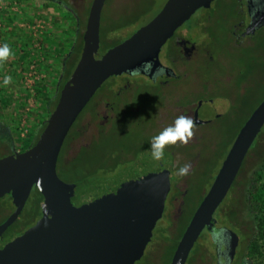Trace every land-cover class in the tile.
I'll use <instances>...</instances> for the list:
<instances>
[{
    "label": "rangeland",
    "instance_id": "rangeland-1",
    "mask_svg": "<svg viewBox=\"0 0 264 264\" xmlns=\"http://www.w3.org/2000/svg\"><path fill=\"white\" fill-rule=\"evenodd\" d=\"M87 1L82 0L80 4L87 3ZM165 3L166 0H158L151 15L143 19L135 28L120 32L119 37L115 38L117 41L113 42L118 43V40L122 41L130 37L132 33L146 25ZM219 3L221 6H226L227 0H215L213 3L214 7L217 4L219 5ZM233 4L232 2L229 8H233ZM124 5L125 2L119 3L118 1H113L109 6L110 10H108L111 13H118L123 10L122 6ZM3 14L7 16L11 30H8V25L0 20V45L8 44L12 48L14 43L8 41L7 36H4L9 33L11 38L19 35L22 36L23 34L30 37V40L23 42V44L29 43L28 52H30L28 69L25 74L22 72L20 64L12 52L9 58L0 62V88L4 87L6 90H12L16 94V97H18L20 104H23L24 101L27 103L26 110L17 113L13 120L5 116L6 109L0 105L1 124L11 125L14 132L17 131L19 133L20 139L15 146V149L19 151L21 146L26 144L33 136L35 127L45 117L44 114H42L44 117L37 114L42 108L38 100L39 86L49 79V73L44 70L46 65H48L46 53L50 52L51 46L44 41L43 37H54V40H58L60 43L61 40L62 42L66 40V43L70 46L78 36V29L71 11L60 6L55 1L0 0V16ZM204 14L205 12L201 10L192 16L188 21V25L180 27L173 36L175 39L168 42L160 51L161 58L167 57L169 62L170 58L175 62L179 61L180 65L178 64L176 69L178 75L180 74V78L172 83L165 82L164 85L147 94L143 93L140 95L138 93V97L134 101L132 97H135L136 93L128 97L127 102H130L133 108L129 111L130 113L134 110L135 114H137V107H141L148 112L149 116H143L140 121L135 122L134 119L137 118L135 115L128 122L117 111V117H121L125 123L123 127H127V123L132 124V121L134 124L129 127L130 132L125 130V134L117 136L118 145L115 146L117 151L121 149L127 150L128 153L121 157L120 162L123 165L130 166L151 153L150 142L152 137L159 134L165 127L171 126L177 117L183 115L192 120L198 117L200 120L210 122L216 116L215 114L221 115L227 108V102L217 101L213 105H210L212 110L207 106H203L196 112L192 105L184 106V104L191 103V100L197 96L195 92L188 94L184 98L180 94L181 91L184 94L189 91V86H191V88L201 91L198 94H201L202 97L226 95L228 92L230 99L227 111L222 119V126L220 127L221 137L218 135L219 131L217 133L213 126L209 125L208 128L193 129V136L186 144L177 142L176 145L167 146L165 149V152L171 155L174 160V172L176 174L173 185L175 189L172 192L170 189L168 193L170 194L168 199L170 204H168L167 226L173 222L182 224L192 212L195 203L200 200L201 193L203 194L208 188L202 179L207 175V167L210 166L215 153L219 151V145L223 139L231 138L233 131L248 117L264 95V29L257 32V35L249 38L245 45L240 48L222 46L221 49L214 50L213 47L215 46L212 44L210 37L203 38L200 36L199 39L196 37V46L191 50V47L187 46L188 43L186 44L185 38H187L188 34L191 35L193 30L188 31L187 26L191 25L194 27L196 21ZM38 21L48 24L42 30L44 34L40 40L41 49L33 46L31 33L21 26L22 23L34 24ZM213 25L216 26V23ZM64 30H66L65 33L63 32ZM60 36L64 39H61ZM11 48L10 50H12ZM103 52L104 49H102ZM51 60L53 59L50 58ZM33 63H35L38 74L44 75V79L36 82V84L34 83L33 91H30L25 86L24 78L27 72L30 71V65ZM5 76L11 78L7 85L3 84ZM198 76L205 82L204 86L210 85L205 91H202L205 88H203L202 81L198 79ZM219 79L222 80L220 84H218ZM95 107L90 105L84 110L80 119L76 121L72 131L69 132L65 139L59 155V161L57 162V173L62 179H68L71 170L74 171H72L73 175L76 168L82 170L85 168L88 171L94 170L97 171V179L98 177H103V172L98 171L99 163L105 162L104 156H107L109 151L112 152L111 144L108 145L109 139L105 136L116 125L121 124L122 121L101 117L98 109ZM182 110L184 111L182 112ZM22 126H24V130H27L25 137H21L20 135V128ZM9 154L10 151H1L0 158ZM186 163L191 164L189 174L184 177L178 176V168ZM112 180L116 179H111L110 183L113 182ZM36 188L39 190L38 186ZM160 225L161 220L154 230L155 239L153 243L157 241L156 237L157 232L160 230ZM222 225L221 222L218 224L219 227H222ZM158 236L159 239H162L159 234ZM210 238L211 235L207 234L200 240L199 245H202L200 247H203V251L208 252L207 259L212 264L213 257L211 252L212 246L209 244ZM170 252V245L168 243H159L154 250L149 249L143 258L141 256L135 263L168 264ZM191 256L192 253L190 258ZM197 264H205V259L203 257L198 258Z\"/></svg>",
    "mask_w": 264,
    "mask_h": 264
},
{
    "label": "water",
    "instance_id": "water-1",
    "mask_svg": "<svg viewBox=\"0 0 264 264\" xmlns=\"http://www.w3.org/2000/svg\"><path fill=\"white\" fill-rule=\"evenodd\" d=\"M106 0H93L90 7L83 49L70 78L60 91L54 111L34 146L22 153L0 159V199L11 195L16 211L0 226L7 227L22 212L34 185L47 196V211L58 206L57 193L66 199L75 193V186L62 182L57 175V162L71 128L96 92L111 78L151 65L160 66V51L180 27L198 11L210 8L215 0H167L158 14L123 43L100 53L101 13ZM193 26H187L192 30ZM264 127V100L244 123L202 202L193 214L170 264H187L189 256L205 229L230 192L239 171L259 133ZM132 176L122 174L98 191L91 201L64 213H55L39 220L22 237L0 249V264L20 261L14 255L26 253V262L41 258L43 253L68 244L75 246L79 238L106 234L103 261L108 263L116 243L129 250L134 264L146 246L155 239L154 230L160 221L171 182L169 170ZM51 186V187H50ZM51 189V190H49ZM151 203L146 207L147 199ZM228 262L236 254L238 235L225 230ZM64 248V249H63ZM32 255V257H28Z\"/></svg>",
    "mask_w": 264,
    "mask_h": 264
},
{
    "label": "trees",
    "instance_id": "trees-1",
    "mask_svg": "<svg viewBox=\"0 0 264 264\" xmlns=\"http://www.w3.org/2000/svg\"><path fill=\"white\" fill-rule=\"evenodd\" d=\"M47 1H51V2L55 1L60 6H64L69 11H71L72 16L76 20L78 36L76 40L73 42V44L70 46H68L66 40H64L63 42L61 40L60 43V41L58 40L55 41L54 37L51 36L43 37L44 41L51 46L50 52L46 53L48 58L47 59L48 65H46L44 70L47 73H49L48 74L49 79H47L45 83L39 86L40 88L38 89V93H39L38 100L42 108L41 111L37 112V114L38 116L41 115L42 117L44 116L45 117L42 118L43 120L39 122L38 126L35 127V133L33 134V136L28 140L26 144L21 146L19 151L15 149L16 143H18L20 139L19 133H17V131L14 132V130L11 128V125H4L1 124L0 122V152L4 150H6L7 152L10 151L9 155L18 152L19 153L25 152L26 150H28L29 148L35 145V143L39 139L41 132L44 130L46 126L49 116L54 111L59 99L60 91L67 82V80L70 78L73 70L75 69L83 49V36L86 30L87 18L93 0H88L87 3H82V4H80V1L82 0H47ZM113 1H118L119 3L125 2V5L122 6L123 10L119 11L118 13H111V11H109L110 10L109 6ZM157 1L158 0H106L101 13L100 53H102V49H104V52H106L110 48H113L123 43L128 38H130L137 30L134 33H132L130 37L122 41L118 40V43L113 42V41H117V39L115 38L119 37L120 32L135 28L143 19L151 15L155 5L157 4ZM157 14L158 13H156V15ZM154 17H152V19ZM152 19H150V21ZM214 22H215V17L213 16V24ZM213 24L208 25V27L203 30L205 32L212 33L211 41L212 44L215 46L213 47L214 50L218 48L221 49L223 45L227 48H229L230 46L235 48V46L232 44L227 45L225 43H222V41L220 40L221 37H219V35L221 34V36H223V32L220 31V34L213 33V31H215ZM195 27L197 28L196 24L194 25L192 30ZM63 32L65 33L66 30H64ZM61 39L64 38L61 37ZM59 44H61L60 47ZM11 49H12L11 52L14 53L15 58H17V61L20 64V68L22 72L25 74L26 70L28 69V60L30 58V52H28L29 43L26 44L14 43ZM50 58H52L53 60L50 61ZM116 78L117 77H113L108 82H106L100 88V92L105 91V93L107 92L108 94L115 95L113 94V91L110 90V88H113V86L115 85ZM204 85L205 82L202 81V86ZM209 86H204L203 88L205 89L202 91H205L206 88ZM190 90L186 92V95L190 92ZM100 92L98 91V94ZM214 97H224L230 99L227 92L226 95L209 96L207 98L198 97L196 100L210 99ZM263 100H264V95L259 100L258 104L252 109L248 117L240 125H238V127L233 131V133L231 134V138L223 139L222 143L219 145V151L215 153L213 160L210 163V166L207 167V175H205V177L202 179L207 184L208 188L206 189V191H204L203 194L201 193L200 200L197 203H195L194 209L187 216L186 220L182 224L179 223L177 224L173 222L172 224L168 225L165 228L163 227L162 223L159 226L160 230L159 232H157V237H156L157 241L154 242V244L155 246H158L159 243L165 244L166 242L170 245L171 252H170V259L168 261V264H170L174 252L176 250V247L186 227L188 226L191 217L193 216L199 204L202 202L203 198L205 197L209 187L211 186L213 179L215 178V175L217 174L223 160L228 154V151L234 139L236 138L238 132L240 131L244 123L247 121V119L250 117V115L254 112V110L259 106V104ZM18 103H19V99L18 97H16V94H14L12 90H6L4 87L0 88V105H2V107L6 109L5 112L6 117L8 116L13 120L17 115V113H20V111L24 112L26 110L25 109L27 104L26 101H24L23 104L20 103L18 104ZM42 114H44V116ZM81 115L82 114H80L78 119H80ZM224 116L225 115L221 117L213 118L212 121H210L212 123L208 122L207 125L203 127L208 128L209 125H212L216 132L219 131L218 135L221 137L220 127L222 126L221 123ZM72 128L70 132L72 131ZM113 142L114 140L112 138H110V140L108 141V145L111 144L110 147H112L111 148L112 152L114 147ZM116 154L118 155L119 152L117 151V153H115L114 155L108 154L106 158L110 159L111 161L115 158ZM110 169L111 168L107 166L106 168H104L105 170L104 172L109 173ZM83 171L85 172L86 169L84 168V170H82L76 168V173H74L72 176L77 174L78 175L76 176L77 181L82 182L83 178H81V176L83 174ZM85 173H87L86 176L87 179V177L95 176L97 174V171L90 170ZM89 190L92 191L93 188L90 187ZM31 200H32L31 205H36L38 209L34 210L33 208L34 206H32L31 209L32 212L30 214L31 216L26 217V224H31L33 222V219H35L39 215V213L44 214V212L48 210L47 207L45 206L47 196L37 188L32 193ZM41 203H42V207L39 208ZM179 217H181V215H179ZM217 221H220L224 225V227L234 230L240 236V244L237 249L236 258L233 264H264V127L259 133L253 146L251 147L227 198L220 206L218 211L215 213L212 220L213 223L212 228L205 229L201 233L198 241L194 245V248L191 252L192 256L191 258L188 259L187 264H197L198 258L200 257H203L205 259V264H210V260L207 259L208 252L205 250L203 251V247H200L202 245H199V242L207 234H211V236L214 239V244L218 242L219 239L217 240V238L220 229L216 227ZM158 234L161 236L163 241H161L162 239H159ZM211 242L212 241L210 240L209 244L212 246Z\"/></svg>",
    "mask_w": 264,
    "mask_h": 264
},
{
    "label": "flooded vegetation",
    "instance_id": "flooded-vegetation-1",
    "mask_svg": "<svg viewBox=\"0 0 264 264\" xmlns=\"http://www.w3.org/2000/svg\"><path fill=\"white\" fill-rule=\"evenodd\" d=\"M232 2L234 3L233 8H229ZM213 3L210 8L203 9L205 14L201 15L200 18L197 20L196 23L197 28L195 27L191 35L188 34L187 38H185L186 44L188 43L187 46L189 48L191 47V50L196 46L195 45V42L197 41L196 37L197 39H199L200 36H202L203 38L209 36L210 40L212 39V35H211L212 33L205 32L203 29L207 28L208 25L213 24V16L215 17L214 23H216V26L213 25L215 30L213 31V33L220 34V31H222L223 36H221V34L219 35V37H221L220 40L222 41V43H225L227 45L232 44L236 48H240L243 45H245L246 41H248L249 38L257 35V32H260L262 29H264V0H258V3H254L253 0H227L226 6H221L219 3V5L217 4L215 7ZM174 39L175 37H172L170 40L167 41V43L173 41ZM159 60H160V66L157 67L153 72L151 71V65H146L142 69L117 76L115 85L113 86V88H110V90L113 91V94L115 95L108 94L107 92L105 93V91L100 92L99 89L98 91L100 93L98 94L97 91L87 106L90 105L96 106L95 108L98 109L100 116L103 118H107L109 120L116 119L122 121L121 117H117V111L121 114V116L123 115L128 122L131 121L135 115L137 116V118L134 119L135 122L140 121L143 116H149L148 112L141 107H137V114H135L134 110L132 111L133 114L130 113L129 111L132 110L133 108L130 102H127V99L131 94L136 93V96L132 97V100L134 101L136 97H138L137 95L138 93L140 95L143 93L147 94L148 92L153 91L154 89L164 85L165 82L172 83L173 81H176L180 78V74L178 75L176 69V66H178L179 64L178 60L175 62L174 60H172V58H170V62H169L167 57L163 59L160 56H159ZM198 79L201 78H199L198 76ZM220 81L221 79H219L218 83H220ZM189 87L191 90L189 89L190 92L188 94H193L192 92H195L197 96L191 100V103L184 104L185 107L192 105L194 107V111L196 112L203 106H207L212 110V107L210 105H213V103L217 101H225L227 102V108H228L229 99L224 97H214L210 99L196 100L198 97L203 98L201 94H198V92L201 91L195 90L191 88V86ZM194 87H199V86H194ZM180 94L184 98L188 95V94L186 95V93L182 94V91L180 92ZM87 106L86 108H88ZM227 108L224 113H222L221 115L215 114L216 116H214L213 118L221 117L225 115ZM183 111L184 110H182V112ZM207 123L208 122L204 120L198 119V117L193 118V129H202L203 126L207 125ZM124 125L125 123L122 121L121 124L116 125V127L113 128L109 133H107V136H105L109 140L110 138L114 140L113 152H109L108 154L114 155L115 153H117V150L115 148V146L118 145L117 136L125 134L124 133L125 130L127 132L128 131L130 132L129 127L133 126L134 124L132 121V124L130 123L126 124L127 127H123ZM118 152L119 154L118 155L116 154L113 160L110 161V159H107L106 158L108 156L107 154V156H104L105 162L99 163L98 171L103 172L102 178L98 177L97 179L96 178L97 175H95L92 177H87L86 179L87 173L85 172H88V170H86L85 172L83 171V174L81 176V178H83L82 179L83 181L78 182L76 179V176L78 175L75 174L74 175L75 177L72 176L73 170H71V174L69 173V179H62L60 175H58L57 173L59 179L62 182L75 186L76 189L75 193H73L69 197V199H66L64 194L57 193L58 207L50 213L47 212L46 215L43 213H39V215L35 219H33V222L31 224H26V217L31 216L30 214L32 212L31 210L32 206H34L33 207L34 210L38 209L36 205H31L32 204L31 196L33 191L36 190V185H34L31 195L27 200L22 212L7 227V229L0 231V249L4 248L12 241L25 235V233H27V231L31 229L42 218L50 216L51 214L64 213L71 209L79 208L83 204L91 201L93 196L98 191L105 188L110 183L111 179H117L122 174H131L132 176L144 174L143 176H146L147 174H150L153 171L163 172V170H169L172 179L170 182L168 193L170 192V189L171 192L172 190L174 191L175 187L173 185H174V180L176 178L175 176L176 174L174 172V160L171 157V155H169L167 152H165V157L161 161L153 160L151 158V153H149L148 155L144 156L140 161L130 166L123 165L120 162L121 157L126 153H128L127 150L121 149ZM107 166L111 168L109 170L110 171L109 173L104 172L105 171L104 168H106ZM57 169H58V163H57ZM90 187L93 188L92 191L89 190ZM168 193L166 195L164 209L161 216V223L164 228L167 227L166 220H168V216H167L169 211L168 204H170L168 202L170 194ZM147 200L148 201L145 205L146 207L149 205V203H151L150 198H148ZM41 207H42V203L39 208ZM16 209L17 208L14 204V199L12 198L11 195H6L2 199H0V226L3 225L14 214ZM219 223L220 221L216 222V227L220 229L217 238V240L219 239L218 242L214 244L213 237L211 236L210 238L213 246L211 249L212 257H213L212 264H233L236 258L237 249L240 244V236L234 230L224 227V225H222V227H218ZM227 229L232 230L239 237V244L236 249V254L231 262H228V255L225 247V244L228 242V236H225L224 232ZM96 234L98 235L95 237L79 238L75 246L68 244L65 250H60L62 249V247H60L58 248L59 250L55 249L51 251V253H43L41 258L39 257L38 260L36 259V261L33 262H29V261L26 262L25 257L27 255L25 252L18 256L14 255L15 258L21 260L14 261L9 264H105V262L103 261V250L106 243V234H102V232L100 231L98 233L96 232ZM153 241L154 240H152V242L146 246L142 258L149 251V249L154 250V248L156 247ZM123 246H124L123 243H116L113 251L111 252V256L107 264H126L127 261L130 260L129 250L127 249V247L122 248ZM28 257H32V255H28Z\"/></svg>",
    "mask_w": 264,
    "mask_h": 264
},
{
    "label": "clouds",
    "instance_id": "clouds-1",
    "mask_svg": "<svg viewBox=\"0 0 264 264\" xmlns=\"http://www.w3.org/2000/svg\"><path fill=\"white\" fill-rule=\"evenodd\" d=\"M258 3V0H253ZM11 55V50L7 44L0 45V62L6 60ZM10 77L5 76L3 84L10 82ZM193 136V120L186 116H179L175 119L171 126L165 127L159 134L152 137L150 142L151 158L155 161H161L165 157V149L167 146L176 145L177 142L186 144ZM191 164H184L177 170L180 177L187 176L190 172Z\"/></svg>",
    "mask_w": 264,
    "mask_h": 264
},
{
    "label": "built area",
    "instance_id": "built-area-1",
    "mask_svg": "<svg viewBox=\"0 0 264 264\" xmlns=\"http://www.w3.org/2000/svg\"><path fill=\"white\" fill-rule=\"evenodd\" d=\"M48 24L46 22L43 21H38L34 24L31 23H27V24H21V26L28 30L33 39V46L38 49H41V38L44 34V32L42 31ZM30 71L27 72L25 78H24V83L26 84L25 86L30 90L33 91V87H34V83L36 84V82L44 79V75L43 74H38V71L35 68V63L30 65ZM24 126H22L20 128V135L21 137H25V135L27 134V130L23 129Z\"/></svg>",
    "mask_w": 264,
    "mask_h": 264
},
{
    "label": "crops",
    "instance_id": "crops-1",
    "mask_svg": "<svg viewBox=\"0 0 264 264\" xmlns=\"http://www.w3.org/2000/svg\"><path fill=\"white\" fill-rule=\"evenodd\" d=\"M0 20H2L3 22H5L8 25L7 26L8 30H11V28H10V26L8 24V19H7V16L6 15H4V14L1 15L0 16ZM12 29H14V28H12ZM7 33H8V31H7ZM4 36H7V40L10 41V42H12V43H15V44H18V43L19 44H22L23 42H26V40H30V37H27L25 34H23L22 36L19 35L17 37H12V38H11L10 33L9 34H6Z\"/></svg>",
    "mask_w": 264,
    "mask_h": 264
}]
</instances>
